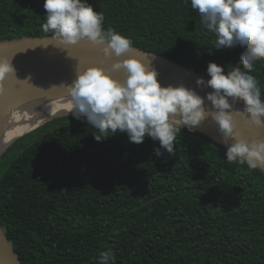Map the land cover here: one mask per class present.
<instances>
[{
  "label": "trees",
  "instance_id": "16d2710c",
  "mask_svg": "<svg viewBox=\"0 0 264 264\" xmlns=\"http://www.w3.org/2000/svg\"><path fill=\"white\" fill-rule=\"evenodd\" d=\"M87 2L105 30L207 75L210 61L227 73L244 50L215 48L191 0ZM43 3L0 0V40L51 35ZM250 74L264 99V59ZM97 131L56 116L0 154V223L22 264H99L108 250L114 264H264L262 168L228 163L226 146L198 130L181 129L175 154Z\"/></svg>",
  "mask_w": 264,
  "mask_h": 264
},
{
  "label": "clouds",
  "instance_id": "9594fccd",
  "mask_svg": "<svg viewBox=\"0 0 264 264\" xmlns=\"http://www.w3.org/2000/svg\"><path fill=\"white\" fill-rule=\"evenodd\" d=\"M191 6L201 14L204 28L215 34V48L240 45L244 49L238 64L227 73L221 65L208 63L210 78L197 77L195 81L197 87L212 89L203 97L183 84L162 86L150 62L124 56L133 48L132 40L110 28L105 30L103 13L93 10L87 0H44L46 22L42 30L50 33L52 40L75 44L86 39L101 45L105 58L116 57L107 68L96 64L81 68L77 64L75 78L66 85L65 107L98 130L94 133L97 141L108 137L109 131L113 135L122 131L136 144L151 137L169 154H175L174 142L182 128L195 131L210 116L226 145L228 163L264 168V139L241 138L234 119L264 128V99L259 81L250 74L254 62L264 59V0H191ZM121 69L122 79L111 74ZM8 75L15 77L11 58L0 56V94L5 91L3 82ZM238 99L243 101L242 109L234 108ZM229 140L233 142L229 144ZM155 154L161 155L159 148ZM114 260L111 250L99 255V264H114Z\"/></svg>",
  "mask_w": 264,
  "mask_h": 264
},
{
  "label": "water",
  "instance_id": "95a60500",
  "mask_svg": "<svg viewBox=\"0 0 264 264\" xmlns=\"http://www.w3.org/2000/svg\"><path fill=\"white\" fill-rule=\"evenodd\" d=\"M101 47V45L92 44L86 39L79 40L75 44H60L52 40L51 35L2 39L0 40V56L11 58V63L15 68V77L8 75L3 82L4 86L22 75L52 69H75L77 64L81 68L91 64L107 68L111 60L116 59V57L105 58ZM123 55L137 56L145 63L150 62L151 66L157 70V79L162 86L183 84L186 87L194 89L202 97L205 96V93L212 91L210 87H197L195 83L197 77H203L207 81L210 78L209 75L190 69L160 54L133 46L132 49ZM111 74L116 78L122 79L123 69L112 71ZM229 101L231 103V98H229ZM205 103L210 106V102L207 100H205ZM234 108L242 109L243 101L238 99L234 104ZM234 119L236 121L235 130L240 133L241 138L245 140L264 139V128L258 129L252 126H246L239 117H235ZM206 126L212 131L206 130L204 128ZM196 130L221 143V139L215 134L221 135L218 125L210 116L203 120ZM213 130L216 132L214 133ZM229 141L231 143L233 142L231 140ZM223 145L226 146L225 144ZM262 169L264 170V168ZM0 264H22L17 251L12 245L6 228L1 223Z\"/></svg>",
  "mask_w": 264,
  "mask_h": 264
},
{
  "label": "bare ground",
  "instance_id": "6f19581e",
  "mask_svg": "<svg viewBox=\"0 0 264 264\" xmlns=\"http://www.w3.org/2000/svg\"><path fill=\"white\" fill-rule=\"evenodd\" d=\"M74 78L75 69H52L19 76L4 86L0 95V154L17 137L36 126L56 116L72 114L65 107L66 85Z\"/></svg>",
  "mask_w": 264,
  "mask_h": 264
}]
</instances>
